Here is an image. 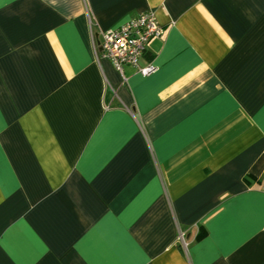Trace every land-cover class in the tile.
Returning a JSON list of instances; mask_svg holds the SVG:
<instances>
[{
    "label": "crops",
    "instance_id": "crops-1",
    "mask_svg": "<svg viewBox=\"0 0 264 264\" xmlns=\"http://www.w3.org/2000/svg\"><path fill=\"white\" fill-rule=\"evenodd\" d=\"M0 264H264V0H0Z\"/></svg>",
    "mask_w": 264,
    "mask_h": 264
},
{
    "label": "built area",
    "instance_id": "built-area-1",
    "mask_svg": "<svg viewBox=\"0 0 264 264\" xmlns=\"http://www.w3.org/2000/svg\"><path fill=\"white\" fill-rule=\"evenodd\" d=\"M162 33L163 27L157 21L154 12L146 10L104 31L101 41L94 47L95 51L107 57L122 75L126 65H131L140 74L147 75L153 72L155 67L152 63L140 65V59L149 41ZM178 239L185 244L183 232L179 233Z\"/></svg>",
    "mask_w": 264,
    "mask_h": 264
}]
</instances>
